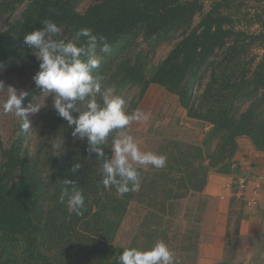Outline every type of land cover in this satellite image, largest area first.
<instances>
[{"label": "trees", "instance_id": "1", "mask_svg": "<svg viewBox=\"0 0 264 264\" xmlns=\"http://www.w3.org/2000/svg\"><path fill=\"white\" fill-rule=\"evenodd\" d=\"M82 1L0 0V19L11 18L0 31V65L8 66L7 74L39 71L23 36L41 29L44 19L61 26L59 38L65 40L88 27L110 43L96 71L125 96L128 112L157 84L179 97L189 117L212 126L201 143L176 141L174 148H163L159 154L167 157L166 166L141 167L140 189L118 195L115 188H104L102 161L88 153L86 139L74 140L51 97L33 120L28 115V132L18 120L11 144L4 147L0 140V264H118L129 247L114 240L132 202L149 200L165 215L176 201L203 193L210 171L237 154L241 137L264 151V53L254 51L264 49V5L248 20L260 27L251 31L239 26V0H211L207 11L210 0H90L80 11ZM179 34L156 63L158 48ZM133 88L137 93L128 99ZM27 93L25 107L42 91L34 82ZM110 148L111 138L103 159H111ZM76 163L82 167L72 173ZM65 178L85 196L83 215L59 203Z\"/></svg>", "mask_w": 264, "mask_h": 264}, {"label": "clouds", "instance_id": "2", "mask_svg": "<svg viewBox=\"0 0 264 264\" xmlns=\"http://www.w3.org/2000/svg\"><path fill=\"white\" fill-rule=\"evenodd\" d=\"M43 27L23 36L24 43L33 49L39 61V71L33 80L42 94L53 98V108L73 129L74 140H87V151L95 153L102 161L105 189L115 188L118 195L140 189L141 167L151 165L155 169L166 166L167 157L151 151H142L138 141L127 129L136 123H146L150 113L140 108L127 111L128 100L117 94L114 85L105 84L99 71L103 55L111 51L107 38L94 34L88 27L78 29L74 39H61L62 27L51 19H44ZM6 91V99L0 104L4 114H14L22 121L21 129L28 132V115H35L40 106L29 102L22 106L28 93L14 86L5 88L0 82V92ZM99 98V99H98ZM130 99V97L128 98ZM73 111L79 113L73 115ZM111 138V159L105 157V145ZM82 167L76 163L75 173ZM59 203L66 205L69 213L83 215L86 211L85 196L74 180L65 178ZM71 185V187H69ZM118 264H176L174 253L160 240L149 250L126 248L118 257Z\"/></svg>", "mask_w": 264, "mask_h": 264}, {"label": "rangeland", "instance_id": "3", "mask_svg": "<svg viewBox=\"0 0 264 264\" xmlns=\"http://www.w3.org/2000/svg\"><path fill=\"white\" fill-rule=\"evenodd\" d=\"M90 2V0H83L79 6L80 11H84ZM237 3L241 9L238 16L242 24L239 26L251 31L258 30L259 25L249 26L248 20L252 19L258 9H261L264 0H239ZM210 5L211 0L206 4V11ZM228 11L233 13L232 10ZM244 15H246V21ZM199 19L200 16L197 15L195 23ZM10 23L11 18L9 19L8 15L2 17L0 31ZM181 37L179 34L173 41L162 44L156 52L154 61L156 63L162 61ZM143 45L144 43H141V46ZM254 51L260 56L264 53V49L259 46ZM7 68L6 64L0 65V82L4 83L5 88L14 86L18 91L28 92L34 83L33 77L37 71L26 70L23 73L8 75ZM130 93L131 99L137 90L133 88ZM32 97L30 102L39 105L40 109H43L45 103L52 99L51 96L47 97L42 93H35ZM136 98L138 99V96ZM5 99L6 91L0 92V104ZM138 101L137 108L150 113V119L146 123L133 122L127 132L138 141L142 151L159 154L169 144L174 148L173 146H176L178 142L201 143L205 133L212 126L205 121L189 117L187 110L180 104L179 97L157 84L151 85ZM32 117L33 120L35 117L34 115ZM18 120L14 114H4L0 111V140L4 147L11 144ZM239 140L245 150L249 147L256 150L250 138L243 136ZM1 162L0 155V164ZM150 167L151 165L144 168ZM235 184L236 188L240 187L238 182ZM245 187L241 188L243 192L247 190ZM254 193L256 197L249 200L252 205L247 204L245 194L240 195V198H234L227 230L219 239H215L214 229L205 221L204 212L209 197L204 193L189 194L180 201H176L175 205L166 210L165 215L159 214L157 208L149 205V200L142 203L132 202L114 244L149 250L157 241L162 240L174 253L176 264H214L219 261H227L230 264H264V182L254 189ZM245 209L248 213L250 211V216L262 218L261 225L257 224L260 231L256 232L255 236L239 234Z\"/></svg>", "mask_w": 264, "mask_h": 264}, {"label": "crops", "instance_id": "4", "mask_svg": "<svg viewBox=\"0 0 264 264\" xmlns=\"http://www.w3.org/2000/svg\"><path fill=\"white\" fill-rule=\"evenodd\" d=\"M239 145V151L232 159L210 171L203 191L209 197L204 212L205 221L214 229L215 239H219L227 230L234 198H240V195L245 194L247 204L252 205L249 200L256 197L254 189L264 182V151L250 147L245 150L240 140ZM235 182L240 184L239 188H236ZM243 187L247 188L246 192L241 190ZM261 220V217L250 216V211L248 213L245 209L239 234L255 236L256 232L260 231Z\"/></svg>", "mask_w": 264, "mask_h": 264}, {"label": "built area", "instance_id": "5", "mask_svg": "<svg viewBox=\"0 0 264 264\" xmlns=\"http://www.w3.org/2000/svg\"><path fill=\"white\" fill-rule=\"evenodd\" d=\"M254 204H256V201H254Z\"/></svg>", "mask_w": 264, "mask_h": 264}]
</instances>
